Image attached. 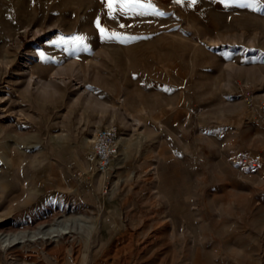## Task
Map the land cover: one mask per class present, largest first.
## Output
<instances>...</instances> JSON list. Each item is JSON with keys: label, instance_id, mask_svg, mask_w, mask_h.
<instances>
[{"label": "rangeland", "instance_id": "rangeland-1", "mask_svg": "<svg viewBox=\"0 0 264 264\" xmlns=\"http://www.w3.org/2000/svg\"><path fill=\"white\" fill-rule=\"evenodd\" d=\"M253 90L264 0H0V264H264Z\"/></svg>", "mask_w": 264, "mask_h": 264}, {"label": "built area", "instance_id": "built-area-1", "mask_svg": "<svg viewBox=\"0 0 264 264\" xmlns=\"http://www.w3.org/2000/svg\"><path fill=\"white\" fill-rule=\"evenodd\" d=\"M261 94V96L259 95ZM250 107L259 111L264 118V91H255L249 96ZM121 130L115 124L98 127L92 137V144L87 153L88 161L95 169L106 176H110L114 170V163L121 152ZM234 161L248 162L247 158H234Z\"/></svg>", "mask_w": 264, "mask_h": 264}, {"label": "bare ground", "instance_id": "bare-ground-1", "mask_svg": "<svg viewBox=\"0 0 264 264\" xmlns=\"http://www.w3.org/2000/svg\"><path fill=\"white\" fill-rule=\"evenodd\" d=\"M34 60V59H33ZM33 60H30L29 62H28V64H31L32 62H33ZM90 140H92L91 138H86V141H90ZM122 140H123V136H122ZM2 223H4L3 222V220L0 218V224H2ZM68 232H70V230L69 231H63L62 233H68ZM20 234H21V232H19ZM19 233H14L13 235H14V237H11L10 236V234H12V233H5V234H3V232H0V238L1 237H4V236H6V237H4V239L6 238V239H9V243L10 242H14V241H16L18 238H20V237H24V236H22V235H19ZM22 233H24V232H22ZM45 233H47V232H45ZM24 235V234H23ZM46 237V236H45ZM46 238H49V237H46ZM5 239V240H6ZM50 241V240H49Z\"/></svg>", "mask_w": 264, "mask_h": 264}, {"label": "snow or ice", "instance_id": "snow-or-ice-1", "mask_svg": "<svg viewBox=\"0 0 264 264\" xmlns=\"http://www.w3.org/2000/svg\"><path fill=\"white\" fill-rule=\"evenodd\" d=\"M114 2V0H109V7L112 6V3ZM135 2V0H120V3H121V7L123 8L125 5H128V4H131ZM113 36H115L116 34L113 33L112 34Z\"/></svg>", "mask_w": 264, "mask_h": 264}]
</instances>
